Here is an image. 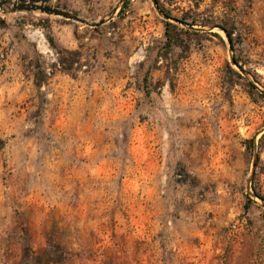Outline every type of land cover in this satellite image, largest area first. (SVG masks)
Segmentation results:
<instances>
[{
    "label": "rangeland",
    "instance_id": "obj_1",
    "mask_svg": "<svg viewBox=\"0 0 264 264\" xmlns=\"http://www.w3.org/2000/svg\"><path fill=\"white\" fill-rule=\"evenodd\" d=\"M7 2L0 264H264V0Z\"/></svg>",
    "mask_w": 264,
    "mask_h": 264
},
{
    "label": "water",
    "instance_id": "obj_2",
    "mask_svg": "<svg viewBox=\"0 0 264 264\" xmlns=\"http://www.w3.org/2000/svg\"><path fill=\"white\" fill-rule=\"evenodd\" d=\"M7 1L10 2V5L8 6L9 10L12 12L15 11H38L40 13H45L48 15H56V16H61L66 19H71L74 21H78L90 26H98L104 23V19H101L97 22H88L84 18H81L69 11L53 7L51 5H48V2L50 0H0V6L3 3H8ZM227 36V35H226Z\"/></svg>",
    "mask_w": 264,
    "mask_h": 264
},
{
    "label": "trees",
    "instance_id": "obj_3",
    "mask_svg": "<svg viewBox=\"0 0 264 264\" xmlns=\"http://www.w3.org/2000/svg\"><path fill=\"white\" fill-rule=\"evenodd\" d=\"M221 27H222V29L225 31L229 43L232 44V42H233L232 31H231L230 29L226 28L225 26H221ZM49 41H50V44H51L52 46H54V45H53V42H52V39H49ZM235 61H236V64L239 63L237 59H235ZM251 147H252V146H251ZM259 196H260V194H259ZM260 197H262V196H260Z\"/></svg>",
    "mask_w": 264,
    "mask_h": 264
}]
</instances>
